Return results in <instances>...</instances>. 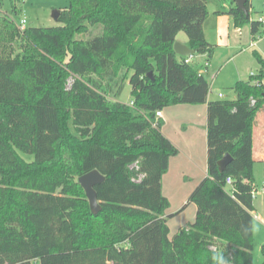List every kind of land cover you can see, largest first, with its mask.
<instances>
[{"label": "trees", "instance_id": "obj_1", "mask_svg": "<svg viewBox=\"0 0 264 264\" xmlns=\"http://www.w3.org/2000/svg\"><path fill=\"white\" fill-rule=\"evenodd\" d=\"M16 1L8 0L14 17L22 12ZM219 1L230 2L236 26L261 33L250 0L247 15L233 0ZM206 3L68 0L60 26L20 30L0 0V264H216L217 253L226 264L253 263V143L264 75L238 82L234 100L207 101L202 66L172 49L182 32L196 56L211 57ZM125 83L129 104L118 101ZM201 104L207 176L183 206H195L193 222L170 239L167 219L176 214H167L161 179L177 150L155 112ZM225 154L231 161L220 172ZM93 170L104 177L94 186L96 215L77 182Z\"/></svg>", "mask_w": 264, "mask_h": 264}, {"label": "rangeland", "instance_id": "obj_2", "mask_svg": "<svg viewBox=\"0 0 264 264\" xmlns=\"http://www.w3.org/2000/svg\"><path fill=\"white\" fill-rule=\"evenodd\" d=\"M224 2L207 0L206 3L207 17L203 23V33L205 40L213 50L211 57L208 58L210 68L206 71L203 70V77L210 85L209 98L231 101L234 99L232 89L238 82L255 83V78L260 73L264 75V69L257 60V56H259L264 61V33H262L264 23L260 29L261 33L252 37L248 24L236 26L233 18L226 14L228 5ZM1 3L3 12L12 16L16 22L24 18L27 22L26 27L51 28L60 26L52 19L53 11L66 8L68 0H27L25 2L17 0L14 5L17 9L21 8L22 10L18 17L12 15L8 0H1ZM250 5V19L254 21L261 19L264 22V0H250ZM92 32L96 33L97 31L93 30ZM86 37H88L87 34L78 38L86 39ZM175 42L189 46L188 39L182 32L177 35ZM261 85L264 86V80L261 81ZM129 93L130 87L128 83H125L118 101L122 104H129ZM219 93L222 95L221 99L217 98ZM255 122V141H260L264 134L261 129L264 125V108L257 115ZM256 147L258 151V145ZM251 185L254 189L252 264H262L264 260L262 253L264 245V166L260 162L253 164ZM175 199L176 202L172 203L167 214L173 210L172 207L176 205L177 201L182 203L180 198L177 199V195ZM190 205L193 208L194 205ZM191 210L193 209H187L180 217L167 219L170 239L180 228L183 229L187 227V223L193 222ZM211 250L215 251V248L212 247Z\"/></svg>", "mask_w": 264, "mask_h": 264}, {"label": "crops", "instance_id": "obj_3", "mask_svg": "<svg viewBox=\"0 0 264 264\" xmlns=\"http://www.w3.org/2000/svg\"><path fill=\"white\" fill-rule=\"evenodd\" d=\"M225 2L229 8L230 2ZM192 63L202 66L200 70H202L205 63H208L206 70L210 68L205 55H195ZM218 95L217 98L221 99L222 95L220 94L221 98ZM213 100L217 99L207 97V101ZM206 108V104L177 105L161 111L160 120L163 122L161 133L177 150V155L169 159L168 170L161 179L162 194L168 199L169 208H171L173 202H176V195L177 199L180 198L182 202L178 203L177 201L176 205L172 207L173 210L168 213L176 214L174 217H180L187 209H193L190 213L192 220H194L195 206L191 208L192 206L188 205L189 207L186 206V209L183 206L191 191L207 176ZM261 129L264 131V125ZM253 158L255 162H260L264 166V134L261 136L260 141L254 140Z\"/></svg>", "mask_w": 264, "mask_h": 264}, {"label": "water", "instance_id": "obj_4", "mask_svg": "<svg viewBox=\"0 0 264 264\" xmlns=\"http://www.w3.org/2000/svg\"><path fill=\"white\" fill-rule=\"evenodd\" d=\"M233 1H234V5L247 15V11L244 7L246 0H233ZM59 14H60L59 10H54L52 13V19L54 21H57ZM172 49H173L175 55H177L179 57H187L189 55L195 54V52L193 50H191L189 47H187V46H185L179 42H174ZM149 76H150V74H149ZM262 96L264 98V93L262 94ZM230 161H231V157L228 154H225L217 164L219 171L223 172ZM103 180H104V177L101 176L95 170H93L87 174H84L77 179L78 184L84 190L85 197L88 201L90 212L93 215H96L100 210V207H99L97 199H96V193L94 191V186L97 184H100L101 182H103Z\"/></svg>", "mask_w": 264, "mask_h": 264}, {"label": "built area", "instance_id": "obj_5", "mask_svg": "<svg viewBox=\"0 0 264 264\" xmlns=\"http://www.w3.org/2000/svg\"><path fill=\"white\" fill-rule=\"evenodd\" d=\"M25 1H27V0H22V2H25ZM258 21H260L262 24L264 23L261 19H258ZM16 24H17V27H18L20 30H23V29L26 28V24H27V22H26V20H25L24 18H21V19H19V20L16 22ZM263 28H264V27H263ZM194 57H195V54H194V55H189V56H187V57H184V60H183V61H184L185 64H190V63H192ZM207 68H208V63H205V64L203 65L202 70H200V71L198 72V75H203V72L206 71ZM203 70H204V71H203ZM218 97L221 98V95L219 94ZM130 105H132V104L130 103ZM160 118H161V111H156V112H155V119H160ZM225 185H226L227 187H230V188L233 186V180H232L231 177H226V178H225ZM252 194L254 195V191H253ZM257 218H258V217H257Z\"/></svg>", "mask_w": 264, "mask_h": 264}, {"label": "clouds", "instance_id": "obj_6", "mask_svg": "<svg viewBox=\"0 0 264 264\" xmlns=\"http://www.w3.org/2000/svg\"><path fill=\"white\" fill-rule=\"evenodd\" d=\"M213 260L216 262V264H226L225 260L223 259V257L217 253L214 257Z\"/></svg>", "mask_w": 264, "mask_h": 264}]
</instances>
